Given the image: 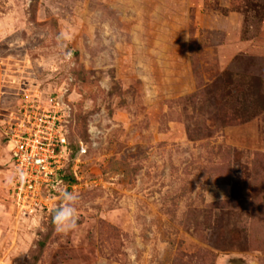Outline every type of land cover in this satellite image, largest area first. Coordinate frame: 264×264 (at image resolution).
<instances>
[{"label":"rangeland","instance_id":"rangeland-1","mask_svg":"<svg viewBox=\"0 0 264 264\" xmlns=\"http://www.w3.org/2000/svg\"><path fill=\"white\" fill-rule=\"evenodd\" d=\"M53 98L76 176L21 213L4 123ZM0 264H264V0H0Z\"/></svg>","mask_w":264,"mask_h":264},{"label":"built area","instance_id":"built-area-1","mask_svg":"<svg viewBox=\"0 0 264 264\" xmlns=\"http://www.w3.org/2000/svg\"><path fill=\"white\" fill-rule=\"evenodd\" d=\"M49 103L47 107L40 100H25L4 123L13 172L26 173L25 182L15 181L10 191L13 206L21 213L47 207V200L63 185L58 172L69 164L67 117L55 98ZM74 164L71 170L76 176Z\"/></svg>","mask_w":264,"mask_h":264},{"label":"clouds","instance_id":"clouds-1","mask_svg":"<svg viewBox=\"0 0 264 264\" xmlns=\"http://www.w3.org/2000/svg\"><path fill=\"white\" fill-rule=\"evenodd\" d=\"M17 180L24 183L26 173L17 171L14 175L9 176L8 183L12 184ZM59 199L60 203L52 210L51 222L58 234L68 235L78 227V205L81 197L77 192L64 189L60 192Z\"/></svg>","mask_w":264,"mask_h":264},{"label":"trees","instance_id":"trees-1","mask_svg":"<svg viewBox=\"0 0 264 264\" xmlns=\"http://www.w3.org/2000/svg\"><path fill=\"white\" fill-rule=\"evenodd\" d=\"M69 150H70V158H69L68 167L58 172L59 180H61L63 184L69 183L70 179L73 181L75 178V175L71 170V167L74 163L77 154L80 153V151H82V145H79L76 148H74L71 145V142H69Z\"/></svg>","mask_w":264,"mask_h":264}]
</instances>
